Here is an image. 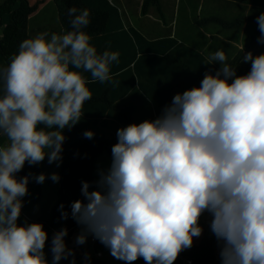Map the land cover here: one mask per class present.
Returning a JSON list of instances; mask_svg holds the SVG:
<instances>
[{
	"label": "clouds",
	"instance_id": "clouds-1",
	"mask_svg": "<svg viewBox=\"0 0 264 264\" xmlns=\"http://www.w3.org/2000/svg\"><path fill=\"white\" fill-rule=\"evenodd\" d=\"M68 16L70 30L24 39L0 68V264H49L44 225L19 219L30 179L60 176L18 173L45 158L59 167L64 130L83 118L89 85L121 83L112 71L120 53L98 52L85 31L90 11L72 7ZM256 22L264 44V13ZM241 62L251 67L238 75L223 49L210 53L204 64L220 67L199 86L175 94L155 119L117 130L110 166L82 181L84 199L71 203L77 245L91 235L126 264H174L202 235L207 212L221 264H264V53ZM67 234H53L52 264L74 255Z\"/></svg>",
	"mask_w": 264,
	"mask_h": 264
},
{
	"label": "trees",
	"instance_id": "trees-1",
	"mask_svg": "<svg viewBox=\"0 0 264 264\" xmlns=\"http://www.w3.org/2000/svg\"><path fill=\"white\" fill-rule=\"evenodd\" d=\"M112 0H55L62 29L48 26L38 32L62 33L70 30V17L68 9L87 8L90 11V24L85 29L91 36V43L98 52L105 50L120 53L119 64L112 66V71L119 72L116 77L121 83L113 88L111 83L99 82L89 85L93 95L84 105V115L81 121L71 129H65L66 140L63 144L59 200L53 207L48 220H40L44 229L53 232L46 242L49 253L53 234L67 228L68 234L65 243L68 245L72 237L81 229L71 216V203L84 199L81 194L82 181L94 182V167L98 157L107 152L111 157V148L117 143V130L134 123V107L120 102L136 87L153 104L156 117L160 115L164 106L171 103L177 93L199 86L205 72H215L218 68L206 65L205 57L195 49L179 43L173 38H164L150 42L135 29H126L123 25L120 12L112 5ZM243 4H254L264 9V0H232ZM39 4L32 6L29 0H0V30L3 31L0 40V55L6 65L11 55L18 52L19 44L33 35L29 32V18L34 14ZM150 8H155L163 24H166V15L161 5V0H144L142 15H146ZM264 13V12H263ZM9 22L5 24L4 19ZM257 17L241 18L235 22H226L218 18L195 20L196 26H205L211 23L221 25L224 30L237 29ZM261 35L259 28L255 32L251 43L240 51L231 61L236 67L237 74H246L251 64L246 68L241 67L244 52L252 50ZM86 76L90 74L86 73ZM109 112H114L121 120L122 125L106 119ZM87 130L94 132L92 139L84 137ZM39 175L40 163L37 165L25 164L18 176L28 174ZM95 187V185H93ZM26 195L33 203L41 199V184L30 179ZM91 190V189H90ZM63 204V211L68 212V218L63 219L59 206ZM88 243L86 242L85 245ZM219 246L214 235H206L198 245L180 253L174 264H183L190 259L194 264H221ZM53 259V257H52ZM81 259L77 252L66 264H71ZM87 264H106L96 256L89 257ZM133 264H145L141 258Z\"/></svg>",
	"mask_w": 264,
	"mask_h": 264
},
{
	"label": "crops",
	"instance_id": "crops-1",
	"mask_svg": "<svg viewBox=\"0 0 264 264\" xmlns=\"http://www.w3.org/2000/svg\"><path fill=\"white\" fill-rule=\"evenodd\" d=\"M29 2L32 6L39 4L37 11L29 18V32L33 36L39 33L38 30L48 26L62 29L55 0H29ZM143 2L144 0L111 1L112 5L118 8L124 27L135 29L146 40L153 42L164 38H173L179 43L195 49L205 58L210 53L223 49L229 57V63L251 43L258 29L257 20H250L240 28L229 30H224L221 25L216 23L196 26L195 20L218 18L231 23L241 18L256 17L264 12L260 6L232 0H161L166 15V24H163L155 8H150L146 15H142ZM6 18L4 19L5 24L9 22V19L7 21ZM2 35L3 31L0 30V40ZM250 52L253 53V56L264 53V44L257 41ZM249 63L242 62L241 67L246 68ZM5 66L6 63L0 55V68ZM214 66L220 67L218 63ZM120 103L130 104L134 107V123L156 118L153 104L138 87L134 88ZM106 119L122 125L120 118L114 112H109ZM40 168L41 173L46 174V177H50L54 172L59 176L61 173V163L57 167L55 162L49 164L47 158L40 163ZM107 168L94 167L95 181L99 179V171L107 170ZM41 191V199L37 203H33L27 196L23 198L24 206L19 223H32L50 218L51 211L59 200L60 180L53 182L50 178H46L45 182L41 184ZM211 219V215L207 212L201 216L199 223L203 232L200 237L193 238V245H198L206 235H214L210 228ZM80 232L81 229L77 234L79 235ZM47 233L49 237L53 232L47 231ZM91 237V235L88 236L87 245H77L74 248V253L77 252L81 256V259L75 264H87V259L94 256L106 264H126L125 261L112 257L109 249L99 241L96 244L91 243ZM44 251L49 264H52L47 244Z\"/></svg>",
	"mask_w": 264,
	"mask_h": 264
},
{
	"label": "rangeland",
	"instance_id": "rangeland-1",
	"mask_svg": "<svg viewBox=\"0 0 264 264\" xmlns=\"http://www.w3.org/2000/svg\"><path fill=\"white\" fill-rule=\"evenodd\" d=\"M8 21V17L6 18ZM111 164V158L107 152H103L97 159L95 167H109Z\"/></svg>",
	"mask_w": 264,
	"mask_h": 264
},
{
	"label": "water",
	"instance_id": "water-1",
	"mask_svg": "<svg viewBox=\"0 0 264 264\" xmlns=\"http://www.w3.org/2000/svg\"><path fill=\"white\" fill-rule=\"evenodd\" d=\"M77 236H78V234H75V235L72 237L70 243L67 245V247H68L69 249H72L73 252H74V248L77 247V244H76V237H77ZM71 257H72V256H69L68 259H62V260L59 262V264H66V263L68 262V260H69Z\"/></svg>",
	"mask_w": 264,
	"mask_h": 264
},
{
	"label": "built area",
	"instance_id": "built-area-1",
	"mask_svg": "<svg viewBox=\"0 0 264 264\" xmlns=\"http://www.w3.org/2000/svg\"><path fill=\"white\" fill-rule=\"evenodd\" d=\"M90 241H91V243H93V244H96V243L98 242V240L94 239L93 237L90 238ZM99 256H101V255L99 254ZM183 264H194V263H193L192 260H190V259H186V260L183 262Z\"/></svg>",
	"mask_w": 264,
	"mask_h": 264
}]
</instances>
